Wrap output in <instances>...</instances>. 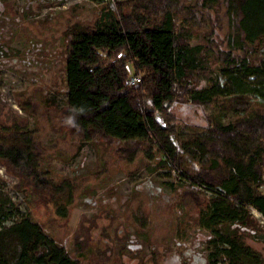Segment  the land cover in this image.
<instances>
[{
	"label": "trees",
	"instance_id": "1",
	"mask_svg": "<svg viewBox=\"0 0 264 264\" xmlns=\"http://www.w3.org/2000/svg\"><path fill=\"white\" fill-rule=\"evenodd\" d=\"M94 1L111 8L67 28L62 120L122 142L115 148L119 159L160 155L157 166L175 171L198 202L193 188L211 189L199 212L212 234L208 264H264L245 232L261 227L250 208L264 217V63L253 60L264 48V0ZM213 3L224 6V39L213 36ZM207 22L202 42L193 44V34ZM131 71L141 80L128 85ZM251 76L259 78L251 88L260 99L255 102L245 96ZM183 105L199 109L202 122L176 117L171 108ZM228 110L241 115L224 122ZM40 157L31 130L0 126L6 172L65 219L75 183L54 182L40 169ZM14 209L0 189V264H83L82 251L71 252L29 217L6 225Z\"/></svg>",
	"mask_w": 264,
	"mask_h": 264
},
{
	"label": "rangeland",
	"instance_id": "2",
	"mask_svg": "<svg viewBox=\"0 0 264 264\" xmlns=\"http://www.w3.org/2000/svg\"><path fill=\"white\" fill-rule=\"evenodd\" d=\"M107 8L109 3L94 0H0V126L17 124L31 130L41 153L40 169L56 183H75L73 203L62 219L52 202L30 194L0 162V189L15 205L5 224L29 217L71 252L82 251L83 264H208L212 234L202 226L199 214L208 197L205 191L193 188L195 197L202 198L198 202L175 171L157 166L160 155L151 160L140 152L133 160L119 159L115 148L122 142L80 130L61 118L67 28L76 21H94ZM211 16L214 39H224L229 29L224 6L213 3ZM208 29L209 22L191 42H202ZM253 60L264 63V48H257ZM224 80L219 75V83ZM258 80L245 79V96L251 102L260 100L251 90ZM171 109L178 118L203 120L193 106ZM239 115L228 110L223 121ZM260 189L264 192V183ZM250 210L261 227L245 229L246 242L264 255V222L255 209Z\"/></svg>",
	"mask_w": 264,
	"mask_h": 264
},
{
	"label": "built area",
	"instance_id": "3",
	"mask_svg": "<svg viewBox=\"0 0 264 264\" xmlns=\"http://www.w3.org/2000/svg\"><path fill=\"white\" fill-rule=\"evenodd\" d=\"M140 80H141V73H134L131 71L126 82L128 85H133V84L139 82ZM201 189L208 194V197L212 193L211 189L207 188L204 185L201 186ZM258 214L260 215L259 221L264 222V217L260 213H258Z\"/></svg>",
	"mask_w": 264,
	"mask_h": 264
}]
</instances>
